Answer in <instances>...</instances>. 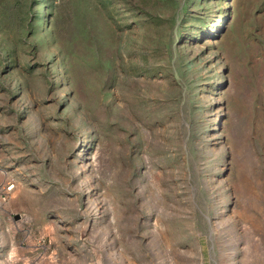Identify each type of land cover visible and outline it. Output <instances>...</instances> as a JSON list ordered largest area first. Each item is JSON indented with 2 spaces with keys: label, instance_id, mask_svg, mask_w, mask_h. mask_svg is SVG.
Masks as SVG:
<instances>
[{
  "label": "rangeland",
  "instance_id": "1",
  "mask_svg": "<svg viewBox=\"0 0 264 264\" xmlns=\"http://www.w3.org/2000/svg\"><path fill=\"white\" fill-rule=\"evenodd\" d=\"M250 214L264 0H0V264H254Z\"/></svg>",
  "mask_w": 264,
  "mask_h": 264
},
{
  "label": "bare ground",
  "instance_id": "2",
  "mask_svg": "<svg viewBox=\"0 0 264 264\" xmlns=\"http://www.w3.org/2000/svg\"><path fill=\"white\" fill-rule=\"evenodd\" d=\"M225 17L221 18V21L219 23V25L217 26V29H216V34H218L220 32V27H221V22L224 20ZM123 215V214H122ZM244 218H247V213H245L244 215ZM251 220H253L254 224L256 227H258L259 229L261 230H264V225L260 222L258 216H254L253 214H250L249 215ZM249 218V219H250ZM263 257H260L259 255L255 258V261H254V264H264V261H263ZM191 259H186L184 264H192L191 263ZM164 264H168V262H164Z\"/></svg>",
  "mask_w": 264,
  "mask_h": 264
}]
</instances>
